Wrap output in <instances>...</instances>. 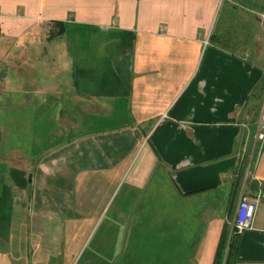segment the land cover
Segmentation results:
<instances>
[{
	"label": "crops",
	"instance_id": "obj_1",
	"mask_svg": "<svg viewBox=\"0 0 264 264\" xmlns=\"http://www.w3.org/2000/svg\"><path fill=\"white\" fill-rule=\"evenodd\" d=\"M236 1L0 0V64L31 66L36 123L67 129L27 170L33 187L9 174L20 220L0 258L36 224L31 262L23 241L10 264H213L245 195L259 203L235 264H264V40L217 34Z\"/></svg>",
	"mask_w": 264,
	"mask_h": 264
},
{
	"label": "rangeland",
	"instance_id": "obj_2",
	"mask_svg": "<svg viewBox=\"0 0 264 264\" xmlns=\"http://www.w3.org/2000/svg\"><path fill=\"white\" fill-rule=\"evenodd\" d=\"M236 3L243 8L240 7L238 13H233L232 5L227 2L218 24L217 34L219 35L220 32L228 30V35L236 38V35H239L237 27L240 26L243 32L241 34L243 42L253 48L258 39L261 40V43L264 40V27L261 25V22H264V0H237ZM230 17L232 19L227 20ZM29 57H32L31 53H29ZM19 63L14 58L0 64V174L7 172L8 175L16 173L25 175L23 178L25 185L33 187V183L29 182L32 179L30 175L34 173L30 171L36 168V157L43 155L44 151L47 150V140L54 143L58 142L60 138L64 137L67 129L60 122H58V126H53L46 119L48 112H43L36 123V74H34L31 66L24 64L22 61ZM45 100V104L50 102L48 98L42 101ZM62 115L64 116V113H61ZM123 115H125L124 112ZM251 159L253 158L251 157ZM27 170L30 171L27 172ZM1 179L4 178L0 177ZM16 180L11 176L10 178L5 177L4 184L6 186L15 185ZM1 188L2 183L0 184V236L3 239L0 241V255L7 250L5 239L9 237L8 232L17 233V231L10 230L7 216H11L12 219L17 217L20 220V217L10 210L12 202L16 201V198H13L15 191H11L12 199L7 193L10 186L5 190L7 194L4 195ZM80 198L79 195L76 202L74 196V205L80 202ZM229 201L227 197L223 208L226 217L229 216L230 212L231 203ZM25 229H21L25 233H19L24 234L20 237V242H17V240L10 241L8 258H0V264L13 262L14 258H17L15 254L16 244L19 247L24 246L23 241L26 245L24 247L28 250V252L25 251L26 257L29 258V261L31 260L32 243L31 238L28 239L27 237H30L32 232L36 236V224L34 226L30 224ZM27 259L19 257L18 262L15 264H21L24 262L22 260Z\"/></svg>",
	"mask_w": 264,
	"mask_h": 264
},
{
	"label": "built area",
	"instance_id": "obj_3",
	"mask_svg": "<svg viewBox=\"0 0 264 264\" xmlns=\"http://www.w3.org/2000/svg\"><path fill=\"white\" fill-rule=\"evenodd\" d=\"M257 140L264 142V106L260 112V119L257 129ZM259 197L251 198L242 195L237 207L234 220V231L236 234L251 229L254 224L255 215L258 209Z\"/></svg>",
	"mask_w": 264,
	"mask_h": 264
},
{
	"label": "trees",
	"instance_id": "obj_4",
	"mask_svg": "<svg viewBox=\"0 0 264 264\" xmlns=\"http://www.w3.org/2000/svg\"><path fill=\"white\" fill-rule=\"evenodd\" d=\"M54 26L57 29L49 31L48 39L59 37L64 32L62 22H55ZM237 252L238 234L231 233L229 227L225 225L213 264H235Z\"/></svg>",
	"mask_w": 264,
	"mask_h": 264
}]
</instances>
